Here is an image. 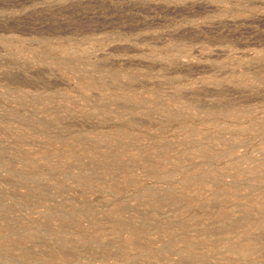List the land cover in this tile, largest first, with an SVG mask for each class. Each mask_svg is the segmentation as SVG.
<instances>
[{"label": "rangeland", "instance_id": "374dc122", "mask_svg": "<svg viewBox=\"0 0 264 264\" xmlns=\"http://www.w3.org/2000/svg\"><path fill=\"white\" fill-rule=\"evenodd\" d=\"M0 264H264V0H0Z\"/></svg>", "mask_w": 264, "mask_h": 264}]
</instances>
